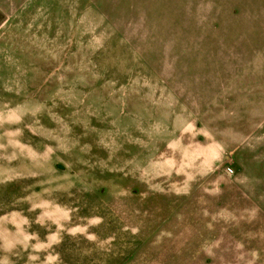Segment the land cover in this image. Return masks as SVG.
Returning a JSON list of instances; mask_svg holds the SVG:
<instances>
[{"label": "rangeland", "instance_id": "rangeland-1", "mask_svg": "<svg viewBox=\"0 0 264 264\" xmlns=\"http://www.w3.org/2000/svg\"><path fill=\"white\" fill-rule=\"evenodd\" d=\"M0 264H264V0H0Z\"/></svg>", "mask_w": 264, "mask_h": 264}]
</instances>
